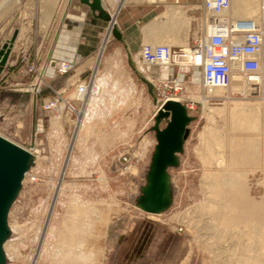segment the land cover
I'll use <instances>...</instances> for the list:
<instances>
[{
    "label": "rangeland",
    "instance_id": "1",
    "mask_svg": "<svg viewBox=\"0 0 264 264\" xmlns=\"http://www.w3.org/2000/svg\"><path fill=\"white\" fill-rule=\"evenodd\" d=\"M50 5V0H20L5 11L1 12L0 7V47L16 28L19 29L17 40H25L28 46L38 41L49 29L57 8L56 5L45 24ZM160 6L158 14L166 9ZM191 10L187 11L191 17L189 44L196 30L194 19L202 15L199 9ZM137 17L138 14L127 28L117 27L121 40L113 32L109 34L99 62L108 21L100 20L93 27L95 38L91 40L96 52L89 65L96 69L95 80L102 88L93 109L86 102L82 106L74 103L77 109L85 110V121L79 123V117L77 120L69 112L72 115L66 123L63 114V130H60L51 126L56 117L51 115L41 132L35 135L34 129L33 135H29L27 140L31 146L17 142L22 147H32V151L38 150L32 153L28 169L36 180L25 175L9 207L2 264H70L62 261L64 249L87 258L83 263L71 264H264V247L256 243L254 221L246 224L238 219L227 223L216 220L218 215L207 204L215 203V210L220 212L224 211L220 208L223 202L219 197H212L204 184V171L218 169L205 160L210 153L207 142L214 143L211 147H217V152L222 150L231 164L229 138L246 134L234 131L228 111L225 117H217L214 125L209 124L206 117L209 107L227 105L228 108L232 100L254 102L258 99L234 96L230 100L207 102L201 98L200 85L191 82L200 71L185 77L186 90L176 97L182 98L188 120L181 134L180 148L174 153L176 162L166 167L169 194L165 190L162 208L151 207L150 188L146 190V187L159 144L158 132L169 121V117L158 118L154 84L160 71L165 70L167 75L172 67H177L174 71L177 74L183 71L179 68L185 67L170 65L164 69V65H144L137 59L138 49L144 42L142 28L153 20L137 24ZM129 28L133 30L127 31ZM85 61L82 59L77 65ZM148 74L155 78L150 79ZM92 99L95 96L89 97ZM192 101L194 108L189 107ZM0 123H6L9 128L12 125L3 116ZM208 124L215 129L208 132L218 133L211 136L212 133L203 132L202 137ZM259 127L262 131L253 136L249 134L253 140L260 136L255 147L258 153L253 154L259 164H233L230 169L252 172L256 169L248 175L249 193L264 199V123ZM4 135L16 142L12 135ZM206 135L213 139H206ZM214 136L223 148L215 143ZM203 144L208 153L203 152ZM201 156L206 157L201 159ZM228 208L219 218H229Z\"/></svg>",
    "mask_w": 264,
    "mask_h": 264
},
{
    "label": "built area",
    "instance_id": "2",
    "mask_svg": "<svg viewBox=\"0 0 264 264\" xmlns=\"http://www.w3.org/2000/svg\"><path fill=\"white\" fill-rule=\"evenodd\" d=\"M150 1L164 5L165 8L167 5H183L189 9L188 12L196 8L202 15L201 18L194 19L196 30L189 48L142 42L137 52V59L142 64L198 68V84L202 97L207 102L230 100L234 96L242 99H264V0H259L258 12L252 17L232 16V0H196L194 3L190 0ZM101 3H104L103 9L109 18L107 32L111 34L114 27H119L118 17L126 9L127 3L126 0H101ZM21 61L25 63L27 72L35 74L36 83L40 82L45 68L29 62L25 54H22ZM48 66L58 74L65 75L70 72L72 64L66 60L50 59ZM95 75L93 70L88 78L79 79L70 97H54L43 104V109L51 110L54 116L70 112L78 120L81 110L74 103L82 106L89 96L96 94ZM191 82L194 83V76ZM39 84L27 86L25 89L39 91ZM154 86L156 103L160 109L170 98L185 92L186 81L171 72ZM215 89H223L224 92L216 94L213 92ZM194 105L192 101L191 106H188L194 108ZM43 127L44 121L37 120L35 135ZM26 149L33 150L32 147ZM27 176L36 180L30 172Z\"/></svg>",
    "mask_w": 264,
    "mask_h": 264
},
{
    "label": "crops",
    "instance_id": "3",
    "mask_svg": "<svg viewBox=\"0 0 264 264\" xmlns=\"http://www.w3.org/2000/svg\"><path fill=\"white\" fill-rule=\"evenodd\" d=\"M50 1L51 9L48 7L46 10L45 24L48 23L56 5L57 8L49 29L40 35L38 41L34 44L30 43L29 46L23 39L16 40L7 64L0 74V117L3 116L12 124L9 128L6 123H0L2 131L0 134L8 133L16 142L8 139L15 143L20 142L24 146H31V141L27 139L29 135H33L37 120L42 119L45 123L53 115L51 110L43 109V104L57 96L67 99L74 93L77 81L88 78L95 70L89 65L96 52L94 41L91 40L95 38L93 27L98 26L97 23L100 20L105 21L95 16L90 8L80 3L79 0ZM126 3V9L118 17L119 26L122 28H127L137 14L139 15L137 24L154 19L161 7L160 4L150 0H126ZM132 30L133 28H129L127 31ZM22 54L28 56L29 62L36 63L39 68H45L40 82L36 83L35 74L26 71L25 63L21 61ZM50 59L71 62L70 72L65 75L58 74L48 66ZM82 59H86V63L77 65ZM176 68L172 67L167 75L164 74L165 70L160 71L156 76L157 79H164L171 72L175 74ZM181 69L182 73H177L181 79L199 71L194 67L178 70ZM148 77L155 78L152 74H148ZM34 84L40 85L39 91L32 92L25 89ZM71 115L69 112L64 114L66 123L69 122L68 118Z\"/></svg>",
    "mask_w": 264,
    "mask_h": 264
},
{
    "label": "bare ground",
    "instance_id": "4",
    "mask_svg": "<svg viewBox=\"0 0 264 264\" xmlns=\"http://www.w3.org/2000/svg\"><path fill=\"white\" fill-rule=\"evenodd\" d=\"M19 1L20 0H0V7H2L4 9V10L2 9L1 12L5 11V9L9 8L10 6H12L13 4H15ZM102 6L104 8V3H102ZM258 8H259V0H232L231 15L234 17H252V16L257 14ZM188 10L189 9L187 7H184L182 5L181 6L167 5L166 9L164 11H162L160 14H158L151 22H149L148 24H145V26L142 28V32L144 35V43H151V44L163 43V44H170V45L183 47V48H189L190 45L188 42V39H189L188 36L190 33L191 17H189L187 15ZM1 15H2V13H1ZM110 35L106 34V37H105V39H104V41L100 47V53H99V57L97 60L98 62L101 59V56H102L103 51L105 49V45L108 42ZM174 59H175V57H174ZM164 67H165V69L170 68V66H164ZM95 71H96V69H95ZM96 80H95L96 94L91 95V96H95L96 99L89 100V97L86 99V103L88 102L87 104L89 106V109H93L96 106V103L98 101L97 98H98V96L101 92V88H102V84L98 83V81H96ZM198 80H199V74L194 75V83L196 85H198ZM213 92L222 94L224 92V90L223 89H215ZM201 98H203V97H201ZM170 100L179 101L180 99H178L175 96V97L170 98ZM203 100H204V98H203ZM260 100L258 99L257 101H254V102L247 101V100L246 101L232 100L231 106L228 108H227V105L224 107H213V108L209 107L210 110L208 109L209 113H207V116H206L208 121H209V124L216 122L215 119L217 117H225L226 112L228 111L229 116H230V122H231V125H232V128L234 129V131L236 129V131L239 130L242 133H246V134L245 135L240 134V136L237 134H236L237 136H234L232 134L233 135V136H231L232 138H229V139H231L230 140V146H231L230 150L231 151H230V155L228 156V159H229V161H231V164H229V162H227L226 157L223 155L224 153L221 152L222 150L219 153L216 151L217 149L215 150V148H217V147L214 146L215 147L214 149L211 147L214 145V143L208 144L210 141L209 139H213V137L212 138L209 137V139H208L207 135L205 138L208 139L209 141L205 140L204 142L206 143L208 141L206 145L210 146V149L208 148L209 149L208 151L210 153H208L206 151V148H205L206 145L204 146V144H203V146L205 148L204 149L202 147L204 150L203 152L206 151L209 155L204 154V155H207V157L206 156L202 157L203 153L202 154L200 153V154L202 155L201 159L206 157L205 160H206L208 165H213V166L218 168V169H208V170L204 171V175L206 178L204 184H205L206 190L210 191L212 193V197H214V198L219 197L220 199H222L223 203L220 204L221 205L220 208L221 209L223 208L224 211H222V210L220 212L216 211L215 210L216 209L215 203H208L207 208H210V209L212 208L214 211L213 213H215V215H218L217 216L218 219H216V220L221 221V222L227 223L233 219H236V220L238 219L239 221H242V222L247 224L253 220L254 221L253 228L257 232V239H256L257 242L256 243H257V245L264 247V199H262V197L256 198L254 195H251L249 193L250 187H249V184L247 183L249 173H253L256 169L253 172L249 171V170H244V169L243 170H234L235 168L230 169V167L233 164H237V165H239V164L248 165L249 163L259 164L257 160L254 161L255 158L253 157V154L258 153L259 149L257 150V148H255V147H257L256 141L260 139L259 138L260 136H255L258 138L253 140V138L252 139L249 138L250 137L249 134L252 135L254 133V135H255V133L260 132L261 129L259 126L261 125V122L264 123V99H263V101L262 100L260 101ZM84 115H85V110L80 111L79 123H81L82 121H85V120H83ZM61 118H62L61 115L54 117L52 120L51 126L57 127L60 130H63ZM209 124L207 125V127L205 126L207 129L204 128L205 130L202 131V134H203L202 137L205 136L204 133H207V134L212 133V134H209L211 136L214 134L217 135L218 132L213 133L215 129L213 128V126H211V125L209 126ZM212 125H214V124H212ZM212 128H213V132H211V131L208 132ZM54 131H55V129H54ZM249 132H251V133H249ZM2 136H4V135H2ZM218 137L216 136V138H218ZM214 139H215V136H214ZM223 139L225 140V137ZM215 140H216V142H215ZM215 140H212V141H214L217 144L220 143L218 141V139H215ZM202 142H203V140H202ZM221 142L223 143L224 141H221ZM217 144H216V146L220 145V144H218V145ZM221 145H220V147H221ZM23 148L26 149L25 147H23ZM221 148H223V146ZM26 150L29 151V153H31V156H32V153L34 151H38L37 149H35L34 151H30L28 149H26ZM226 150H228V149H226ZM250 168H252V167H250ZM27 173H28V171L25 173V175H27ZM24 177H23V179H24ZM23 179H22V181H23ZM149 183L151 184V182L150 181L148 182V187H146V190L150 188ZM163 184L165 185V190L168 192L169 175L167 173H165V175L163 176ZM255 184H258V183H255ZM263 186H264V184H263ZM168 194H169V192H168ZM150 205H151V207L155 206V204L152 203L151 201H150ZM225 208L229 209V212L227 211L228 212L227 214H229V218L228 217L227 218H223V217L219 218V215H221V213L224 214V212L227 210ZM223 214L221 216H223ZM225 216H226V213H225ZM253 221H252V223H253ZM83 225L84 224H82V226ZM76 228H78V227H76ZM68 231H69V229H68ZM68 231H67V234L70 235L68 233ZM77 231H79V229ZM76 233H78V232H76ZM5 234H6V230L3 233H1L0 242H2V240H4ZM75 237H76V235H75ZM58 243H60V240ZM5 246L6 245L2 242L1 247L5 248ZM87 247H89V246H87ZM62 253L64 254L62 261H65V262L70 263V264L73 262H77V261L82 262V263L87 261V258H85V257L76 256L77 253L73 252V250L64 249L62 251ZM89 253L94 254V252H92V251L91 252L89 251ZM94 261H95V259H94ZM90 262H92V261H90Z\"/></svg>",
    "mask_w": 264,
    "mask_h": 264
},
{
    "label": "water",
    "instance_id": "5",
    "mask_svg": "<svg viewBox=\"0 0 264 264\" xmlns=\"http://www.w3.org/2000/svg\"><path fill=\"white\" fill-rule=\"evenodd\" d=\"M88 6L95 16L108 21V15L103 9L101 0H79ZM114 36L122 39L117 27L112 30ZM19 36V29H14L10 39L0 47V74L7 64L15 41ZM169 117L166 128L158 132L159 144L154 156V164L150 173V201L155 204L152 208L160 209L163 206L165 185L163 176L166 167L176 162L175 151L180 148L181 134L188 120L185 106L179 101L168 100L158 111V118ZM31 153L0 135V236L6 230L7 213L15 198L25 173L29 169ZM5 234V236H6ZM5 239V238H4ZM4 240H2L3 242ZM2 242H0V264L3 262ZM2 258V259H1Z\"/></svg>",
    "mask_w": 264,
    "mask_h": 264
}]
</instances>
